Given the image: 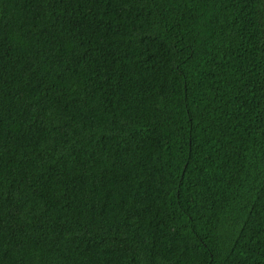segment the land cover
I'll list each match as a JSON object with an SVG mask.
<instances>
[{
    "label": "trees",
    "instance_id": "1",
    "mask_svg": "<svg viewBox=\"0 0 264 264\" xmlns=\"http://www.w3.org/2000/svg\"><path fill=\"white\" fill-rule=\"evenodd\" d=\"M0 264H264V0H0Z\"/></svg>",
    "mask_w": 264,
    "mask_h": 264
}]
</instances>
